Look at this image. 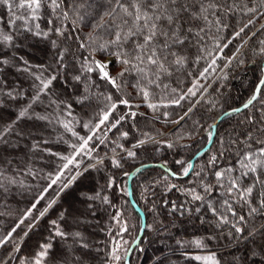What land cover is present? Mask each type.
Here are the masks:
<instances>
[{
  "label": "snow or ice",
  "instance_id": "snow-or-ice-1",
  "mask_svg": "<svg viewBox=\"0 0 264 264\" xmlns=\"http://www.w3.org/2000/svg\"><path fill=\"white\" fill-rule=\"evenodd\" d=\"M97 0H0V7L7 9L9 14V27L15 28L17 21L21 22V26L16 28L15 35L4 32L0 28V44L5 47L16 48L18 44L14 41L20 39L27 40L29 36L38 40L50 43L52 49L56 52V65L58 68L67 70L64 63L66 56L71 52V46L61 48V43L71 40L76 44L77 51H88V56L82 57L80 67L83 70L79 74L72 76V80L82 82L84 73H98L99 78L106 81L112 88L119 93L126 83L125 76L138 77L137 83L131 85L137 89V95H142L146 106L156 113L162 106L164 108L171 106L181 107L182 102L190 101V106L186 111L178 116V119L172 121L180 124L189 117L190 113L200 101L191 103L194 98L206 91L207 85H201L198 80H194L192 86L186 92H180L174 98H170L167 103L158 104L151 102V88L167 89L168 85L163 83L164 77H170L172 69H179L184 66L187 57L184 51L189 47H196L201 53L196 59V63L200 60H206L207 67L200 72V79H206L210 71H215L219 60H225L223 67H229L233 61L244 55L241 49L249 40L255 38L259 33H264V24L256 32H249L255 26L258 18H264V0H104L99 4L103 8L102 12H95L92 5ZM92 9L90 12L89 10ZM17 10H20L17 12ZM98 16V20L90 24V31L86 35H80L83 28L89 27L86 23L87 17L90 15ZM45 14L50 18L46 21V28L41 26L40 21L44 19ZM240 14L246 18V22L237 21L238 30L232 28L231 23L225 22L226 19ZM2 19V18H0ZM95 19V16H93ZM61 22H69L66 27ZM215 33L209 36L212 29ZM232 28L231 36H221L224 30ZM56 37V38H52ZM247 37V39H244ZM211 39L214 43L212 50L204 46V42ZM240 41L239 46L235 49L233 56H227L224 52L234 41ZM226 41V42H225ZM259 49L257 55L264 57V39L259 40ZM255 51V50H254ZM104 59H97V53H105ZM74 55V54H73ZM19 59L23 61L24 67H17V71L29 72L34 76L35 81H39V88L32 96L31 101L19 109L15 118L10 121H3L0 117V169L4 165H11L12 160L6 159L14 152L21 150V142L31 140L28 152L35 154L44 152L48 155L56 156L55 152L50 149L41 147L47 144V140H38L36 133L27 127H20L23 120L41 121L52 123L49 116L36 113L33 105L40 100L41 95H46L53 84L59 77L55 74L43 77V73L35 75L31 73L32 66L22 57H17L13 52L12 57H8L7 53L0 55V66L16 65L12 61ZM115 61L121 66L120 71L113 76L109 72V66ZM243 63L242 60L239 61ZM36 67H44L38 65ZM46 70V69H45ZM3 67H0V72ZM227 79V75L221 77ZM143 84V86H141ZM95 85H86L75 100L81 108L91 106L92 92L91 88ZM176 93V89H172ZM6 97L8 100L16 101L23 97L13 90H4L0 88V108L5 106ZM258 98H260L258 100ZM105 107L101 109L94 119L83 122V127L87 129V136H78V134L70 127L72 120H76L72 112V103L64 100H52L50 104H55L58 108L63 107L65 116L71 117L72 120L67 122L59 120L57 122L62 127L71 132L74 137L80 141L78 145H71L73 154L70 156H59L64 163L60 166L58 172L54 175L49 174L50 182L35 202L31 204L19 222L12 227L3 238H0V247L11 243L13 236L17 230L25 225L29 218L33 223L26 226L31 230L35 226V222L44 218L50 209L57 203V199H51L43 210H39L38 216L33 215L37 210V205L44 199V193L52 189L54 185L59 184V193L64 192L72 186L78 176L83 173L77 171L67 180L62 181L65 170H70V166L80 169L81 161L76 157L87 155L90 159H95V163L88 167L99 170L104 166V158H95L92 156L97 145L89 147L91 141L98 139V134L102 133L107 136L108 132L114 129L119 130L122 122L129 118H135L138 115H144L132 108H139L140 105L131 104L130 100L121 96L114 98L112 94L104 97ZM254 102L260 104L259 108L254 106ZM123 105L129 109L117 116L118 106ZM214 107V105H213ZM253 108L252 114H246L244 119L238 121L241 125H247L243 132L233 135L231 133L221 136L219 140H215L214 125L209 124L207 128L201 126L200 130L206 133L208 141L218 144L217 152L211 155L206 165H203L200 171L195 170V165L184 161L177 160L176 164L180 166L178 171H169L166 175L156 180L152 184V188L160 189L159 193L152 191L153 196L159 195L162 204L168 206L169 213L174 215L180 212L191 214L193 212L201 214L198 216L200 222L207 223L214 229L205 239L214 241L224 239L227 241L226 248L229 249L228 255L231 259L218 258L216 252H209L206 255H195L191 257L203 264H264V78L259 80L253 94L243 103L241 107H236L224 113L226 117L238 115L243 110ZM165 117L169 116L168 112H164ZM80 123V121H76ZM148 136L147 133L144 134ZM129 136L128 131L119 133V138L126 139ZM183 139V137H180ZM148 139H152L150 136ZM145 140L138 141L132 147L136 148L144 144ZM99 144H105L104 139H99ZM172 148L174 145H167ZM190 145H184L189 147ZM117 148L123 149V145L117 144ZM136 153L127 150L128 157H135ZM43 159V157H39ZM221 159L229 160L227 166H221L218 161ZM26 163H32L30 157ZM111 164L115 168H120V158H111ZM209 169L211 171H209ZM87 171L88 169H84ZM139 171V169H137ZM32 168H27L25 174H33ZM129 173H125V176ZM190 175L197 178V182L191 187L173 182ZM207 177H214V182ZM17 183L15 175L7 176L5 171L0 170V193L7 194L11 186ZM114 180L111 178L107 181V187L110 189L114 186ZM147 190V189H146ZM217 190L219 192L217 193ZM126 193V189L124 190ZM179 193L185 200L178 204L175 200L169 199V194ZM85 199L101 200L103 204L111 206V201L107 195H102L101 191H97L95 195L88 196ZM91 207V205H89ZM204 213H201V209ZM206 213L211 216L207 217ZM2 214V213H0ZM119 213L113 216L114 220H119ZM64 212L60 213L59 219L63 220ZM163 224V221H160ZM54 229V236L65 238L68 234L62 231L57 220L50 221ZM120 232H126L125 225H119ZM144 229L155 230L153 225L145 224ZM28 232H24V237L28 236ZM75 237L81 240L82 248H89L87 242L83 241L81 234L76 232ZM23 239V237H21ZM244 243L241 254L237 255L232 251V246ZM125 243H127L125 241ZM183 247V243L178 241ZM197 248L206 249L208 245L204 239H195L192 241ZM53 245L50 242L40 243L38 250L30 258H19L15 256L21 249L16 245L9 253V259H17L19 264H49L50 252ZM139 247V245H137ZM119 244L112 248L110 259L113 261L128 262V250L125 249V255L118 254ZM0 264H5L0 260Z\"/></svg>",
  "mask_w": 264,
  "mask_h": 264
},
{
  "label": "trees",
  "instance_id": "trees-1",
  "mask_svg": "<svg viewBox=\"0 0 264 264\" xmlns=\"http://www.w3.org/2000/svg\"><path fill=\"white\" fill-rule=\"evenodd\" d=\"M103 2L104 0H97L92 5V9H95V12H102L103 8L99 7V4ZM92 9L89 11L91 12ZM19 11L17 10V12ZM95 12L87 17L85 22L89 23V27L83 28L80 35H86L90 31V24L98 20L99 17L95 15ZM93 16H95V19H93ZM0 18H2L0 19V28L4 32L15 35L16 28L21 26V22L17 21L16 27L10 28L8 23L9 14L7 9L3 7H0ZM48 18L50 16L45 14L44 19L40 21L43 28L47 27L46 21ZM263 19H257L255 26L249 32V36L252 32H256L261 24H264ZM237 21L246 22V18L237 14L225 20V22L231 23L232 28L238 30L241 25ZM61 23L66 27L69 25V22ZM232 28L222 31L219 35L230 37ZM215 31V28H213L209 36ZM244 39H247V37H244ZM260 39H264V33H259L255 38L249 40L241 49L244 55L239 56V59L233 61L229 67H223L226 61L219 60L215 71H210L206 79H200V72L207 67V62L202 59L199 63H196L197 57L201 55L198 49L189 47L184 51V55L187 57L184 66L179 69H172L173 74L170 77L163 78V83L167 84L168 88L152 87L150 89L152 103L161 105L167 103L170 98H174L180 92H186L192 86L194 80H203L201 85L208 86L213 78L212 75L217 74L219 71L220 74L200 97L198 100L200 103L196 105L189 117L172 129L170 128L175 124L172 121L178 119V116L187 110L190 101L182 102L181 107L170 105L164 108L161 106L158 112L153 113L146 106L143 96L137 95V89L131 86L137 83L138 77L125 76L123 79L126 83L119 93L106 81L100 79L98 73H84L82 82L73 81L72 76L83 71L80 67V60L82 57L88 56L89 53L85 50L77 51L76 44L71 40L60 45L61 48L71 46V52L64 61L67 70L57 67L56 52L48 42L29 36L27 40L14 41L18 44L16 48L5 47L0 44V55L7 53L8 57H12L13 52H15L17 57H22L23 60L29 62L32 66L31 73L35 75L43 73L42 78L52 74L59 77L53 82L50 91L46 95H41L40 100L33 105L36 113L49 116L52 123L30 120L20 122V127L32 129L38 140L48 141L47 144H42L41 147L50 149L58 155L52 156L44 152H37L34 155L29 153L32 157V163L28 164L26 161L29 157L26 156V153L32 142L28 140L21 142V150L6 158L12 160L13 163L10 166L5 164L4 168L0 170L5 171L7 176L15 175L17 183L15 186L10 187L7 194L0 193V213H2L0 214V238H3L19 222L24 212L31 207V204L40 196L43 189L47 187L50 182L49 174H52L54 178V175L64 163L63 160L59 159V156L72 155L71 145L80 143L77 137H74L71 132L65 130L57 122V118L65 122L72 120V118L63 114V107L58 108L55 104H50V101L64 100L72 103V112L76 120H72L70 127L78 136L89 134L87 129L83 127V122L94 119L96 114L105 107L107 102L104 97L108 94H112L114 98L123 96L129 99L131 104L140 105L139 108H132L131 110L144 114L138 115L134 119H127L119 126V130L114 129L112 132H108L107 136L102 133L98 134V139L90 142V148L97 145L92 156L104 158V166L99 170L89 168L90 164L95 163V159H90L87 155L77 156L76 159L81 161L80 169L77 170L70 166V170H65L61 182L75 175L77 171L83 174L78 176L71 187L59 193L58 197L59 184L54 185L52 189L44 193V199L37 205V210H34L33 215L38 216L39 210H43L51 199H57V203L44 218L35 222V226L31 230L26 226L28 223H33L30 217L26 224L22 225L14 234L11 243L0 247V260H3L5 264H19L17 259H9V253L16 245H19L21 250L15 253V256L23 259L30 258L38 250L40 243L50 242L53 247L50 252L49 264H114V261L109 258L112 248L117 243L120 244L118 254L124 256L125 249H128L141 227V216L132 205L127 192V179L129 176H131L130 197L143 212L145 224L153 225V229H155L143 230L137 244L139 247L135 245L129 254V264H203V262L196 261L191 257L206 255L209 252H216L218 258L231 259L228 255L229 249L225 247L226 240L221 238L208 241L205 239L214 229L209 224L200 222L198 216L201 214L185 212L181 215L180 212H177L171 215L168 206L161 203L159 195L153 196L150 193L152 191L159 193L160 191L158 188L151 187L154 181L160 179L169 171L179 170L180 166L176 164L177 160L184 161L186 165L207 144L208 139L206 133L200 130L201 126L207 128L209 124L213 125L222 113L243 105L253 94L264 71V57L256 54L260 47ZM213 43L211 39H207L204 46L211 51ZM239 44V40L234 41L224 50L225 54L233 56ZM107 55V52L97 53L95 58L102 59ZM240 60L243 63H240ZM12 63L16 66H0L3 67V71L0 72V88L13 90L23 98L11 101L4 97L5 106L0 108V117L5 122L15 118L19 109L31 101L32 96L40 86L39 81H35L34 76L29 72L17 71V67L25 66L22 60L16 59ZM38 65L44 67H36ZM120 69L121 66L114 61L109 67V72L115 76ZM225 74L227 79H221ZM86 85H95L91 88L93 94L91 106L81 108L75 103V100L85 90ZM172 89H176V93H173ZM201 94H198L191 103H194ZM254 106L259 108L260 104L254 102ZM126 111H129V109L125 106H118L117 116ZM252 111L253 108L250 107L238 115L223 116L216 125L215 140H219L221 136L229 133L236 135L243 132L247 125H241L238 121L243 120L246 114H252ZM164 112H168L169 116L165 117ZM76 121H80V123ZM122 131L129 132L126 139L119 138V133ZM145 133L148 136H145ZM158 135L161 136L153 139ZM149 136L152 139H148ZM180 137H183V139ZM99 139H104L105 144L100 145ZM140 140L146 142L133 148L132 146L138 144ZM169 143L174 146L169 148L167 146ZM117 144L123 145V149L117 148ZM184 145L190 146L184 147ZM217 148L218 144L211 142L208 149L196 157L193 163L196 166V171H200L201 167L207 164L209 157L217 152ZM129 149L136 153L135 157L130 158L127 156V150ZM39 157H43V159ZM113 157L120 158V168L112 166L111 158ZM147 163H159L161 166L143 167ZM218 163L221 166H227L230 161L221 159ZM29 167L34 170L33 174H25ZM86 168L87 171L84 170ZM209 171L211 170L209 169ZM125 173H129V175L125 176ZM109 178L115 182L110 189L107 187ZM207 178L214 182V177ZM189 181L195 184L197 178L190 175L173 182L191 187L192 184H189ZM97 191H101L102 195L109 197L111 206L103 204L101 200L82 201L87 200L85 196L82 197L83 195L93 196ZM218 192L219 190H217ZM78 195L81 200L78 199ZM168 198L175 200L178 204L183 203L185 200L179 193L169 194ZM73 201L78 202L85 212L92 210L98 226L91 221L80 222L79 226H73V214H70L68 210L70 205L73 206ZM61 212L65 213L63 220L59 219ZM117 213L120 214L119 220H114L113 216ZM201 213H204L203 208ZM206 216L210 217L211 214L206 213ZM52 220H57L60 229L68 234L65 238L54 236V229L50 224ZM161 220L163 224L160 223ZM119 221H125L126 232H120ZM260 222L264 221H258V223ZM25 231L29 233L27 237L23 235ZM76 232L81 234L83 241L88 243L89 248L85 249L80 246L81 240L74 235ZM195 239H204L208 247L203 250L197 248L191 243ZM178 241L183 243V247L180 243H177ZM237 248L239 251L236 254L239 255L243 251L244 243L234 244L231 250L236 251ZM116 264H124V262L119 261Z\"/></svg>",
  "mask_w": 264,
  "mask_h": 264
},
{
  "label": "water",
  "instance_id": "water-1",
  "mask_svg": "<svg viewBox=\"0 0 264 264\" xmlns=\"http://www.w3.org/2000/svg\"><path fill=\"white\" fill-rule=\"evenodd\" d=\"M261 78H264V71H263V74H262V76H261ZM259 83V82H258ZM257 83V84H258ZM210 85V84H209ZM206 91H204L202 94H201V96L205 93ZM201 96H199L198 97V99L197 100H199L200 99V97ZM196 100V101H197ZM242 106V105H241ZM241 106H239V107H241ZM231 110V109H230ZM230 110H227V111H230ZM227 111H225V112H227ZM224 112V113H225ZM224 113H222L215 121H214V123H213V125H214V128H216V125H217V123H218V121L223 117V116H225L224 115ZM177 124H175L174 126H172L170 129H172L173 127H175ZM169 129V130H170ZM210 144H211V142L210 141H208L207 142V144L200 150V151H198L195 155H194V157L192 158V160H191V162L190 163H194V160L196 159V157L198 156V155H200L202 152H204L206 149H208V147L210 146ZM150 166H161V164H159V163H147V164H145V165H143V167H150ZM130 179H131V176H129L128 177V179H127V192H128V196H129V199L131 200V203H132V205L134 206V208L139 212V214H140V216H141V227H140V230H139V232H138V234H137V236L133 239V241L130 243V245H129V247H128V262H129V254H130V252H131V250L134 248V246L135 245H137L138 244V242H139V240H140V238H141V236H142V233H143V230H144V225H145V217H144V214H143V212L140 210V208L133 202V200L131 199V197H130Z\"/></svg>",
  "mask_w": 264,
  "mask_h": 264
},
{
  "label": "rangeland",
  "instance_id": "rangeland-1",
  "mask_svg": "<svg viewBox=\"0 0 264 264\" xmlns=\"http://www.w3.org/2000/svg\"><path fill=\"white\" fill-rule=\"evenodd\" d=\"M264 21V19L262 20V22ZM105 58V57H104ZM104 58H102V59H104ZM114 62V61H113ZM110 67V66H109ZM109 70V69H108ZM220 74V71L217 73V74H213L212 76H213V78H212V76H211V78H212V80H211V82L209 83L210 85L213 83V81L218 77V75ZM199 81V83L201 84L202 82H203V80H198ZM210 85H208L207 86V89L209 88V86ZM206 89V90H207ZM203 93V92H202ZM201 96V95H200ZM176 124V123H175ZM174 124V125H175ZM173 125V126H174ZM178 125V124H177ZM176 125V126H177ZM161 135H158V136H156V137H154L153 139H155V138H159ZM26 156H28L29 158L31 157V155L29 154V152H28V150H27V153H26ZM85 195H83L82 197H84ZM78 199L79 200H81L80 199V197H79V195H78ZM82 201H87L88 202V200H82ZM76 207V208H75ZM73 208H74V210H73ZM68 210H69V213L70 214H73V219H74V221H73V226H79V223L80 222H87V221H91V222H95V224H96V226H98V223L96 222L97 220H96V218H95V215H93L92 214V210H88L87 212H85L83 209H82V207H80L79 206V204H78V202L76 203L75 201H73V206H69V208H68ZM74 211V212H73ZM120 224H123V225H125L126 226V224H125V221L123 222V221H119V223H118V225H120ZM126 228H127V226H126ZM120 245V244H119ZM129 247V246H128ZM114 264H116L117 263V261H114L113 262Z\"/></svg>",
  "mask_w": 264,
  "mask_h": 264
}]
</instances>
